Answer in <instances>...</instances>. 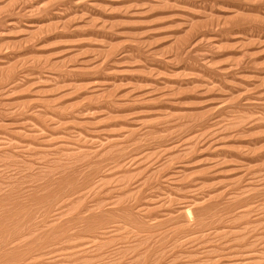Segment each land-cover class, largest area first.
<instances>
[{
	"label": "rangeland",
	"instance_id": "rangeland-1",
	"mask_svg": "<svg viewBox=\"0 0 264 264\" xmlns=\"http://www.w3.org/2000/svg\"><path fill=\"white\" fill-rule=\"evenodd\" d=\"M0 264H264V0H0Z\"/></svg>",
	"mask_w": 264,
	"mask_h": 264
}]
</instances>
